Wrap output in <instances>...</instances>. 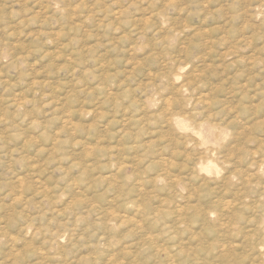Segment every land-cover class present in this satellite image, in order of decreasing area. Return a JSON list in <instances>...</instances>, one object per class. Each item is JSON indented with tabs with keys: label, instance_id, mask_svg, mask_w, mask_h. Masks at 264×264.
<instances>
[{
	"label": "rangeland",
	"instance_id": "rangeland-1",
	"mask_svg": "<svg viewBox=\"0 0 264 264\" xmlns=\"http://www.w3.org/2000/svg\"><path fill=\"white\" fill-rule=\"evenodd\" d=\"M263 228L264 0H0V264H264Z\"/></svg>",
	"mask_w": 264,
	"mask_h": 264
},
{
	"label": "bare ground",
	"instance_id": "bare-ground-1",
	"mask_svg": "<svg viewBox=\"0 0 264 264\" xmlns=\"http://www.w3.org/2000/svg\"><path fill=\"white\" fill-rule=\"evenodd\" d=\"M182 90H183V88H182ZM200 97H201V96H200ZM193 99H194V98H193ZM197 103H198V102H197ZM168 105H169V104H168ZM178 105H179V104H178ZM193 113H194V112H193ZM175 116H176V115H175ZM181 117H182V116H181ZM212 125H213V124H212ZM197 127H198V126H197ZM188 138H189V137H188ZM216 138H217V137H216ZM198 140H199V139H198ZM210 150H211V149H210ZM208 151H209V150H208ZM205 152H206V151H205ZM201 153H202V152H201ZM210 153H212V152H210ZM2 155H3V154H2ZM206 155H207V154H206ZM251 165H252V164H251ZM260 168H261V167H260ZM256 173H257V172H256ZM230 177H231V176H230ZM37 185H38V184H37ZM252 185H253V184H252ZM37 193H39V192H37ZM42 193H43V192H42ZM240 199H241V198H240ZM240 199H239V200H240ZM218 200H219V199H217L216 201H218ZM223 200H224V199H223ZM223 200H222V201H223ZM237 200H238V199H237ZM214 201H215V200H214ZM241 201H242V203H243V199H242ZM219 202H220V201H219ZM228 202H229V201H228ZM230 202H231V201H230ZM234 202H235V201H234ZM234 202L232 201V203H234ZM212 203H213V202H212ZM236 203H237V201H236ZM238 203H239V202H238ZM240 203H241V202H240ZM245 203H246V202H245ZM245 203L243 204V206L245 205ZM209 204H211V202H210ZM215 204H216V202L214 203V205H215ZM217 204H218V203H217ZM227 204H228V203H227ZM227 204H226V205H227ZM229 204H230V203H229ZM214 205H213V206H214ZM220 205H221V204H220ZM220 205H218V206L221 207L222 205H221V206H220ZM211 206H212V205H211ZM215 206H216V205H215ZM215 206H214V207H215ZM233 206H234V205H233ZM240 206H241V205H240ZM246 206H248V204H246L245 207H246ZM224 207H225V206H224ZM224 207H223V208H224ZM226 207H227V206H226ZM236 207H237V206H236ZM236 207H235V209L238 208V207H237V208H236ZM221 208H222V207H221ZM229 208H230V207H228V209H229ZM243 208H244V207H243ZM243 208H242V209H243ZM213 210L215 211V210H216V207H215V209H212V211H213ZM220 210H221V209H220ZM222 210H223V209H222ZM226 210H227V209H226ZM231 210H233V209H231ZM243 210H244V209H243ZM218 211H219V209H218ZM227 211H228V210H227ZM238 211H240V209H239ZM199 212H200V210H199ZM201 212L204 213L203 210H202ZM209 212H210V211H209ZM219 212H221V211H219ZM222 212H224V211H222ZM232 212H233V211H232ZM241 212H242V210H241ZM202 213H201V214H202ZM210 213H211V212H210ZM213 213H214V212H213ZM216 213H217V212H216ZM229 213H230V212H229ZM234 213H235V212H234ZM219 214H220V213H218L217 217L219 216ZM221 214L223 215L224 213H221ZM225 214H226V212H225ZM235 214H236V213H235ZM237 214H238V212H237ZM203 215H204V214H203ZM227 215H229V214L227 213ZM232 215H233V214H232ZM197 216H198V215H197ZM197 216H196V218H197ZM199 216H200V215H199ZM240 216H241V215L239 214L238 217H240ZM202 217H203V216H202ZM202 217H201V218H202ZM204 217H206V215H205ZM204 217H203V218H204ZM230 217H231V216H230ZM243 217H244V215H243ZM218 218H219V217H218ZM218 218H217V219H218ZM225 218H226V217H225ZM232 218H234V223H235V224H237L238 220L240 219V218L238 219L236 215H235V216L233 215ZM245 219H246V218H245ZM221 220H222V218L220 219V221H221ZM241 220H242V217H241L240 221H241ZM243 220H244V219H243ZM225 222H226V221H225ZM244 222H245V220H244ZM247 222H249V221H247ZM229 223H230V221H229ZM239 223H240V222H239ZM221 224H222V223H221ZM223 224H224V223H223ZM230 224H231V223H230ZM219 225H220V224H219ZM228 225H229V224H228ZM228 225H226V226L229 227L230 225H229V226H228ZM222 226H223V225H222ZM226 226H225V227H226ZM232 226H233V225H232ZM234 226H236V225H234ZM259 228H260V227H259ZM222 229H224V228H221V231H222ZM263 229H264V228H263ZM219 230H220V229H219ZM232 230H233V229H232ZM254 230H256V229H254ZM257 230H258V229H257ZM215 231H216V230H215ZM215 231H214V233H215ZM258 231H259V230H258ZM258 231H257V232H258ZM229 232H230V234H231V231H229ZM253 232H254V231H253ZM254 233L256 234V231H255ZM217 234H218V233H217ZM228 234H229V233H228ZM260 234H261V233H260ZM212 236H213V235H212ZM225 236H226V235H225ZM263 236H264V234H263ZM215 237H216V235H215ZM212 239H215V238H212ZM220 239H221V238H220ZM220 239H219V242H220ZM215 240H216V239H215ZM217 240H218V239H217ZM220 244H221V242H220ZM222 244H223V243H222ZM211 245H212V244H211ZM215 246H217V245H215ZM221 246H222V245H220V247H221ZM218 247H219V246H218ZM222 250H223V249H222ZM217 251H218V250H217ZM224 252H225V251H224ZM224 255H225V254H224ZM222 256H223V255H222ZM230 257H231V256H230ZM217 258H218V257H217ZM217 258H216V260H217ZM220 258H221V257H220ZM220 258H219V259H220ZM224 258H225V257H224ZM220 260H221V259H220ZM220 260H219V261H220ZM222 260H223V259H222ZM224 260H225V259H224ZM224 260H223V261H224ZM225 261H226V260H225ZM231 261H232V260H231ZM225 263H226V262H224V263H222V264H225ZM232 263H233V262H232ZM227 264H228V263H227ZM229 264H230V263H229ZM233 264H234V263H233Z\"/></svg>",
	"mask_w": 264,
	"mask_h": 264
}]
</instances>
